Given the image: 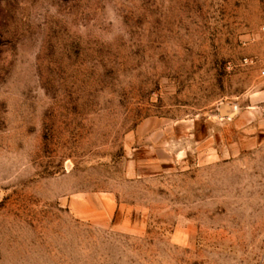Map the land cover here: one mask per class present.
Returning a JSON list of instances; mask_svg holds the SVG:
<instances>
[{
  "label": "rangeland",
  "instance_id": "1",
  "mask_svg": "<svg viewBox=\"0 0 264 264\" xmlns=\"http://www.w3.org/2000/svg\"><path fill=\"white\" fill-rule=\"evenodd\" d=\"M263 27L264 0H0V264H264Z\"/></svg>",
  "mask_w": 264,
  "mask_h": 264
},
{
  "label": "built area",
  "instance_id": "2",
  "mask_svg": "<svg viewBox=\"0 0 264 264\" xmlns=\"http://www.w3.org/2000/svg\"><path fill=\"white\" fill-rule=\"evenodd\" d=\"M263 29H264V27H263ZM261 74H262V76H264V68L262 69Z\"/></svg>",
  "mask_w": 264,
  "mask_h": 264
},
{
  "label": "water",
  "instance_id": "3",
  "mask_svg": "<svg viewBox=\"0 0 264 264\" xmlns=\"http://www.w3.org/2000/svg\"><path fill=\"white\" fill-rule=\"evenodd\" d=\"M231 115H234V112L230 113Z\"/></svg>",
  "mask_w": 264,
  "mask_h": 264
}]
</instances>
